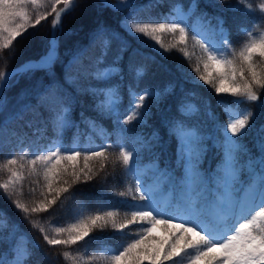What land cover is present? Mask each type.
<instances>
[{"label": "snow or ice", "instance_id": "6c2138e0", "mask_svg": "<svg viewBox=\"0 0 264 264\" xmlns=\"http://www.w3.org/2000/svg\"><path fill=\"white\" fill-rule=\"evenodd\" d=\"M77 3L78 0H0V61H3V67H0V110L8 103L5 91L20 77H30L37 71L44 72L50 82L45 84L38 80L22 94L17 100L20 111L16 115L22 118L25 112L38 113L40 109H47L54 114L52 123L57 137L66 128H79L71 119L77 97L59 83L53 71L59 60L56 32L61 30L64 15L75 10ZM237 3L243 4L247 11L260 15V19L252 21L250 26L238 27L239 33L247 37L238 50L230 41L229 29L225 27V19L220 15L202 13L200 19L205 30L193 26L190 37L186 21L196 6L195 0L187 12L183 6L174 5L163 21L133 19L137 11L142 9L129 13L120 21V26L130 37L140 43L147 40V46L157 53L177 49L187 58V45L191 38L205 54L204 71L201 72L200 67L196 66L193 71L198 76L192 82H203L210 87L217 97L218 106L223 109L226 121L223 124L216 122L212 132L191 125L187 120L198 109L183 102L177 107L176 116H163L162 124L169 138L176 141V158L183 169L179 177L154 164L151 169L152 182H143L139 168L141 150L151 151L160 144L159 131L153 129L145 136L134 129L123 127L133 121L137 127L149 126L153 107L159 111L160 103L169 94L172 85L164 89L145 88L139 94L134 91L132 84L127 85L130 106L122 118V97L119 91L122 83L109 85L106 82L113 78L123 82L120 61L128 49V43L121 41L119 54L111 64H105L104 57L110 40L119 39V36L103 24L90 34L89 45L99 42L104 50L102 56L84 64L82 60L88 48L77 46L66 64L61 61L64 83L72 86L77 96H92L97 115L113 123L114 131L108 133L96 121L87 118L82 120L94 130L99 129L102 136L116 137L119 151L115 153L113 163L121 165L125 174L135 182L126 184L125 190L115 195L125 198L122 203H127L128 198L143 203L130 204V216L123 220L118 221L117 213L113 211H105L102 215H81L76 223L56 227L54 235H50L34 216L63 208L65 202L74 195L71 193L73 184L86 183L98 174L93 172L91 161L99 160L100 171L104 170L112 156L109 152L111 145L105 142L97 150L80 151L75 146L54 142V146L34 153L30 159H26L29 152L24 148L18 155L0 164V172L7 174V179L0 181V190L22 220L39 231L48 246H64L68 249L85 241L96 229L110 226L122 233L132 225H140L139 233L130 242L119 250H109V254L104 257L106 264H183L184 256H188L189 264H264V124L256 127V114L251 108L241 107L242 104L261 101L260 90H264V28L260 27L264 24V0L255 3L253 0H237ZM132 6V0H117L116 4L101 0L100 4L102 8L117 12ZM235 7L229 5L227 10L232 11ZM49 17L53 32L47 40L45 54L38 60H30L8 70V58L15 53L14 42ZM163 34H172L175 42L166 46L161 41ZM133 51L138 52L137 49ZM177 70H180L179 67ZM128 72L136 86L145 75L144 66L136 65L131 60ZM99 84L106 86H97ZM26 96H31L35 103H23ZM225 96L234 99L228 103L223 98ZM259 106L264 107V102ZM205 109L206 115L216 121L207 102ZM250 134L254 137L255 153L244 142V138ZM125 140L129 142L124 143ZM209 141L217 149L220 160L215 171L206 176L201 172L200 164ZM242 175L244 180L241 179ZM29 177H35V180L30 182L26 192L25 181ZM163 183L178 193V202L171 208H162L156 201L155 193ZM38 187L40 191L37 196ZM238 191L244 193L241 201L235 197ZM25 196L30 199L26 201ZM6 215V211L0 209V217ZM158 226L164 227V237L153 236ZM11 252L10 260L7 254L0 255V264H25L31 255L23 237L17 238ZM61 255L66 261L72 260L79 264L71 251L65 250ZM93 259L95 257H88L89 261Z\"/></svg>", "mask_w": 264, "mask_h": 264}, {"label": "trees", "instance_id": "16d2710c", "mask_svg": "<svg viewBox=\"0 0 264 264\" xmlns=\"http://www.w3.org/2000/svg\"><path fill=\"white\" fill-rule=\"evenodd\" d=\"M114 1V0H109ZM193 0H133L132 7L123 11H113L112 9L100 7L101 0H78L75 10L66 13L62 18L61 30L56 32L59 40V60L53 67L56 79L67 89L73 96L77 97V103L74 105L71 119L76 127H69L63 130L62 134L57 137L53 129L54 114L47 109H40L37 112H25L22 118L17 117L20 111V105L17 103L18 98L24 94L38 80H42L47 84L50 78L41 71H37L30 77L22 76L19 80L9 87L4 95L8 98L7 106L0 110V164L13 155H18L24 148L28 149L29 155L26 159L33 157L34 153L47 150L48 147L54 146V142L62 143L66 146H75L80 151L97 150L107 144L111 145L109 152L112 153L107 166L100 171V161L93 160L91 165L93 172L98 173L95 178L84 183H76L72 185V199L65 202L63 208H58L54 212L42 213L35 215L34 218L48 230L50 235H54V228L66 227L70 223H76L81 215L103 214L105 211H113L117 213V220H123L130 216L129 205L132 203H143L142 201H131L128 198L127 203L121 201L125 198L115 195V193L124 191L126 184H134L132 177L125 174L121 165L115 164V153L119 151V145L115 142L114 135L105 137L99 132V129H93L88 124L83 123L84 118L94 120L98 125L102 126L108 133H113L114 126L111 120L103 119L94 111V99L88 94L78 95L72 86L64 83L63 65L70 59V54L75 51L77 46L87 47L88 51L83 57L82 63L87 64L96 60L104 54V50L99 42L90 45L91 36L99 25L103 24L106 28L118 34L119 39H111L107 55L104 57L105 64H111L113 58L119 54L121 41L128 43V49L124 51L123 58L120 61V67L123 70L124 80L121 82L119 78H113L106 83L109 85L121 84L119 91L122 97L120 104L121 117L127 114L130 106V97L127 91V85L132 84L134 91L139 94L145 88L164 89L168 85L173 87L169 94L162 99L159 111L155 107L152 109V117L148 121L149 126L137 127L136 122L124 125L123 127L134 129L135 132L147 135L156 129L159 131L161 141L160 144L153 147L151 151L141 150V159L139 168L143 165L156 164L162 170H170L177 177L181 176L183 169L180 161L176 158V141L169 138L167 129L162 124L163 116H176L177 107L183 103L194 105L198 111L193 113L187 120L191 125H198L207 132L213 131V125L216 122L223 124L226 121L223 109L217 104V97L208 85L203 82L193 83L198 76L193 71L199 66L201 72L203 69V61L205 54L199 44L189 39L187 51L189 57L185 58L177 49H173L168 53H157L148 47V41L142 43L137 42L130 37L127 32L120 26V21L133 11H137V15L133 19L142 21H163L164 17L171 11L176 4L183 6L184 11H188ZM247 2V0H246ZM257 2V0H253ZM151 5V6H149ZM195 8L187 16V24L189 25V35L193 34V26L196 27L198 19L202 13H208L209 16L220 15L225 19V27L229 29L230 41L237 50L242 46L241 42H245L247 37L241 35L238 31L239 26H250L252 21L259 20V13L247 11L243 4H238L237 0H195ZM229 5H235V9L228 11ZM206 19V18H205ZM51 17L46 21H42L35 29H29V35L25 33L23 37L14 42L15 53L8 58L7 69H14L18 65L24 63L28 59H36L45 54L47 40L50 38L53 29L51 26ZM214 24L215 21L213 20ZM264 28V24L260 26ZM255 35V33H254ZM161 41L167 46L175 42L172 34H163ZM182 47V46H178ZM137 49L138 52H134ZM130 60L136 65H142L145 69V75L139 81L138 86L135 85L131 75L128 72ZM0 67H3V61H0ZM179 67V71L177 68ZM211 71V69H209ZM96 84L95 81L92 82ZM97 86L103 87L105 84ZM261 91V101L253 104H242L241 107L251 108L255 115V126L259 127L264 124V107L259 105L264 102V90ZM194 93V95H189ZM226 102L231 103L234 98L223 97ZM35 103L31 96H26L23 103ZM209 105L211 111L217 120L213 121L206 115L205 103ZM148 103V101H146ZM83 113V117L81 116ZM125 140L124 143H128ZM244 142L255 153L253 147L254 137L250 134L244 138ZM206 152L200 164L201 172L210 176L216 169L220 156L217 149L213 148L211 142L206 144ZM26 162V161H25ZM83 165V159L80 160ZM142 181L148 183L153 180L152 171L140 170ZM7 179V174L0 172V181ZM241 179L245 177L242 175ZM35 177H29L25 181V190ZM41 184L43 179L41 177ZM35 186V185H32ZM40 188H37V196ZM160 193H165L169 197V203L166 208H171L178 202V193L171 189L167 183L159 185ZM238 201L244 197L242 191L235 193ZM27 201L30 198L25 196ZM160 207L162 202L157 203ZM0 209H4L6 216L0 217V255L7 254V259L12 258L11 248L17 242V238L21 235L27 237L28 248L31 251L30 257L25 264H76L72 260H65L61 253L65 250L71 251L77 257L79 264H106L105 256L109 254V250H119L121 246L126 245L135 234L139 233L141 226L132 225L124 232L107 227L104 229H96L83 242L71 248L65 249L64 246H48L38 230L32 228L30 224L22 220L21 215L16 212L12 205L8 202L0 190ZM179 222V221H177ZM166 235L163 226H158L153 232L155 237H164ZM12 237L9 240V237ZM183 255V254H182ZM95 257L89 261L88 257ZM179 259V258H177ZM147 264V262H145ZM173 264V262H167ZM183 264H189L188 256H184Z\"/></svg>", "mask_w": 264, "mask_h": 264}, {"label": "rangeland", "instance_id": "374dc122", "mask_svg": "<svg viewBox=\"0 0 264 264\" xmlns=\"http://www.w3.org/2000/svg\"><path fill=\"white\" fill-rule=\"evenodd\" d=\"M115 1V0H114ZM187 12V11H185ZM187 22V21H186ZM196 28L200 29L201 31H204L205 30V27L203 25V22L201 20L198 19L197 21V25H196ZM256 34V33H255ZM244 108H247V107H244ZM154 163L152 164H148V165H143L142 167H140V170H144V171H151L152 167H153ZM156 165V164H155ZM152 181L148 182V183H151ZM156 195V201L157 203L158 202H162V208H166V204L169 203V197L165 194V193H160L159 191V187L155 193ZM20 237H23L24 238V243L27 245L28 247V243H27V237L25 235H21Z\"/></svg>", "mask_w": 264, "mask_h": 264}, {"label": "water", "instance_id": "95a60500", "mask_svg": "<svg viewBox=\"0 0 264 264\" xmlns=\"http://www.w3.org/2000/svg\"><path fill=\"white\" fill-rule=\"evenodd\" d=\"M133 1V0H132ZM109 3H111V4H116L117 3V0H115V1H109ZM44 55V54H43ZM43 55H41V56H39L38 58H36V59H28V60H26L25 62H27V61H30V60H38L40 57H42ZM24 62V63H25ZM24 63H22V64H20V65H18L17 67H20L21 65H23ZM17 67H15V68H17ZM14 68V69H15ZM10 70H12V69H10Z\"/></svg>", "mask_w": 264, "mask_h": 264}]
</instances>
